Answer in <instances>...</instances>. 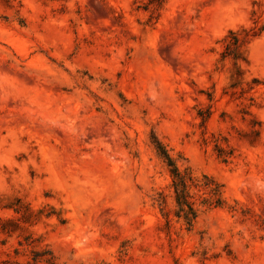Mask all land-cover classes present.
Instances as JSON below:
<instances>
[{
    "label": "rangeland",
    "instance_id": "374dc122",
    "mask_svg": "<svg viewBox=\"0 0 264 264\" xmlns=\"http://www.w3.org/2000/svg\"><path fill=\"white\" fill-rule=\"evenodd\" d=\"M0 264H264V0H0Z\"/></svg>",
    "mask_w": 264,
    "mask_h": 264
},
{
    "label": "trees",
    "instance_id": "16d2710c",
    "mask_svg": "<svg viewBox=\"0 0 264 264\" xmlns=\"http://www.w3.org/2000/svg\"><path fill=\"white\" fill-rule=\"evenodd\" d=\"M158 144L161 145V143L159 141H158ZM163 154L169 159L170 163L173 164L172 159L169 157V155L167 154V152L165 151V149H163ZM179 196H180V194H179ZM181 197H183L182 194H181ZM180 203L182 205L183 201H181ZM181 210H183V208H181Z\"/></svg>",
    "mask_w": 264,
    "mask_h": 264
}]
</instances>
